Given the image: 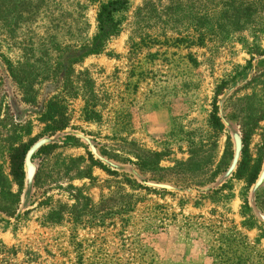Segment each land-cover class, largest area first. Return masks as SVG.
<instances>
[{
	"label": "rangeland",
	"instance_id": "1",
	"mask_svg": "<svg viewBox=\"0 0 264 264\" xmlns=\"http://www.w3.org/2000/svg\"><path fill=\"white\" fill-rule=\"evenodd\" d=\"M106 1L0 0L8 264H264V4L127 0L97 44ZM32 140L19 188L10 155Z\"/></svg>",
	"mask_w": 264,
	"mask_h": 264
},
{
	"label": "trees",
	"instance_id": "2",
	"mask_svg": "<svg viewBox=\"0 0 264 264\" xmlns=\"http://www.w3.org/2000/svg\"><path fill=\"white\" fill-rule=\"evenodd\" d=\"M238 2H243L242 6H245V3H249L252 7L258 5L259 3L264 4V0H235ZM127 3V0H107L106 2H103L99 6V10L96 15V22H97V34L94 37V42L97 44H101L102 41L108 37L110 34H112L116 30L117 23L113 19V12L116 10L121 9L124 7V5ZM211 124L218 129L219 131L222 129L223 125L220 121L219 116L216 113V110L212 113L210 117ZM255 126V123L248 119L242 121L241 125V138L240 142L242 144L241 146V153H242V160L239 165L238 169V175L237 176H245L247 178L248 183H251L254 181L259 164L256 165H250L247 153H248V147L250 143L251 133L253 132V128ZM33 143V140L27 143H24L12 151L10 155V175L12 177V180L10 181V184L12 182H15L19 188L23 186L24 179H25V161L29 156L30 152V146ZM58 144L56 142H48L45 145H41L38 149V153L42 155H48L50 152L53 151L54 148H56ZM161 153L158 152H145L139 155V165L145 168L153 169L155 168V164H157L158 160L160 159ZM90 160L92 164H97L101 168L106 169L109 173H117V170L110 169L106 164H104L101 160L95 159L93 156L90 157ZM126 176V175H125ZM127 177V176H126ZM128 178V177H127ZM129 180V179H128ZM1 180L0 181V187L6 191L7 194H9L11 197H13V194L9 191V185L8 181ZM14 197H16V200L18 199V194H14ZM3 210L6 211V206H3ZM245 237V236H243ZM18 249L13 246H7L6 244L2 243L0 241V255L2 257L0 258V262H5V264H8L7 260L10 257H13L17 254ZM243 261L248 263L250 261L248 256L242 257ZM231 264H234L231 263Z\"/></svg>",
	"mask_w": 264,
	"mask_h": 264
}]
</instances>
